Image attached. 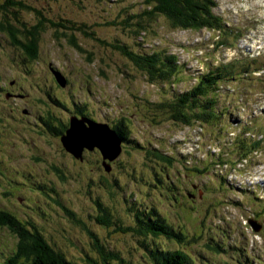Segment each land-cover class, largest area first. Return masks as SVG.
Returning <instances> with one entry per match:
<instances>
[{
    "label": "rangeland",
    "instance_id": "rangeland-1",
    "mask_svg": "<svg viewBox=\"0 0 264 264\" xmlns=\"http://www.w3.org/2000/svg\"><path fill=\"white\" fill-rule=\"evenodd\" d=\"M23 1L65 27L40 29L38 57L32 61L0 37V76L18 82L15 95L0 91V210L32 217L28 219L45 240L72 264L99 260L94 237L123 259L112 264H150L141 236L117 227L133 226V212L151 207L187 242L176 245L157 236L144 240L150 245L180 249L195 264H264V70L253 77L243 73L245 57L256 64L264 61V0H214L212 11L224 26L239 29L238 35L229 33L230 47L216 44L218 32L179 29L161 14L134 32L139 29L136 19L130 21L132 27L121 21L140 12L145 0ZM21 15L28 26L38 18L32 10ZM72 23L81 31H70ZM70 33L80 48L69 43ZM119 42L136 53L175 54L183 72L171 81L149 80L110 46ZM218 64L226 65L229 76L216 97L224 113L219 119L182 126L170 119L166 107L153 106L184 92L196 76ZM51 68L65 76L64 88L53 80ZM83 105L102 122L128 123L129 140L113 160L116 164L106 160L109 172L95 163L98 151L74 158L42 124V111L66 122ZM20 110L30 118L12 120ZM49 124L57 126L55 119ZM257 140L258 148L240 159ZM149 150L175 161L159 163ZM189 183L195 184V197L177 192L191 190ZM105 212L113 225L97 221ZM253 217L263 224L259 232L247 223ZM15 244L12 232L0 226V264Z\"/></svg>",
    "mask_w": 264,
    "mask_h": 264
},
{
    "label": "trees",
    "instance_id": "trees-1",
    "mask_svg": "<svg viewBox=\"0 0 264 264\" xmlns=\"http://www.w3.org/2000/svg\"><path fill=\"white\" fill-rule=\"evenodd\" d=\"M145 6L140 12H132L126 16L121 22L125 26H131L130 21L136 19L139 29H135L134 32L142 31L143 24L153 18V16H164L166 20L170 21L172 25L179 29H211L214 32H218L219 40L216 41L217 45L224 47H230L229 33L234 32L236 35L239 34V29L227 28L224 26V20L215 15L212 9L216 6L214 0H145ZM32 10L35 15H38L35 24L28 26L27 22L22 18L21 13L23 11ZM161 14V15H160ZM0 30L2 34L0 37L4 39L16 50L23 53V57L29 61L35 60L38 57L39 48V34L40 29L45 26L51 27H65L63 23L56 21L49 17L45 13H40L36 8L31 7L23 0H2L0 2ZM73 23L69 29L70 31L76 30L81 31ZM229 29L228 31H225ZM224 32V35L221 33ZM85 35H92L87 31H83ZM4 34H7L4 35ZM69 43L80 48L76 37L73 33L68 35ZM225 39V41H224ZM224 41V42H223ZM11 42V43H10ZM101 44H106L102 39H98ZM110 46L122 53L131 63L136 66L143 75H146L149 80H168L171 81L175 77V73L183 72L181 64L178 63L177 56L171 53H165L162 51L151 50L143 53H136L130 50L123 43H113ZM22 58V54H20ZM89 58V57H88ZM246 62L243 73L245 76L253 77L254 74L264 70V61L260 64H256L255 59L244 58ZM226 65L218 64L214 68L207 69L200 75L195 77L194 84L186 89L184 92L175 94L169 100L158 101L153 103V106L157 109L164 111L166 107L169 112L170 119L179 123L182 126H191L197 122L199 126L207 125V121L211 119H219L218 117L224 114L218 108V99L216 98L218 92H220V83L229 79V76L224 72ZM1 79H4L0 76ZM258 79V78H257ZM256 79V80H257ZM55 81V79L53 78ZM56 83V81H55ZM57 84V83H56ZM12 97V96H11ZM5 99L7 97H4ZM7 101V99H6ZM46 102L43 100V103ZM19 111V110H18ZM20 110L19 117H12L14 121H24L26 118H30L28 115H23ZM45 116H42V124L46 126L47 131L52 135L60 137L64 132V128L67 126L63 117L59 115L47 116L46 111H42ZM56 117H61L56 119ZM55 119L57 126L53 128L49 121ZM61 121L63 127H61ZM3 123V122H1ZM37 123V121H34ZM122 125V120H117L116 123L109 124L116 133L123 139V129L119 128L118 125ZM62 129V130H60ZM258 142L254 141L249 144V151L245 153V156L240 159L247 158L249 153L255 151L258 148ZM238 147L240 143L237 144ZM62 147V146H61ZM64 150V148L62 147ZM245 149H247L245 147ZM243 150V149H242ZM65 151V150H64ZM148 153L153 155L159 163H173L174 158L167 156L164 152H157L156 150H149ZM73 157V156H72ZM75 158V157H74ZM202 168H195L196 171H201ZM54 170H60L55 167ZM56 203L60 204L57 200ZM65 214L70 219H75V215L66 207L62 206ZM104 208H100L103 210ZM157 210L154 207L136 209L133 212L134 224L133 226L121 227L117 229L120 231L132 232L137 236H141L140 240L144 243L146 259L150 264H195V261L191 259V255L180 250L174 249L162 250L159 247L150 245V243L144 240L149 237L163 236L166 239H173L174 241L185 244L187 237L181 231H177L167 223V220L161 215L159 216ZM19 218H24L25 221ZM28 218L30 216L24 215L17 217L15 213H11L7 210H0V226H4L9 229L13 236L16 238V244L11 251V255L6 257L5 264H16L17 261L21 260L23 264H72L61 252L53 248L47 240L43 237L39 229L32 223ZM78 223L80 220L76 219ZM97 221L105 225H113V220L109 218L107 212L104 216L97 218ZM196 238L194 237L193 240ZM94 247L97 250L99 260H91L92 264H112L111 261L114 259H123L113 250H107L105 247L94 237ZM141 242V244H142ZM238 256V261H239Z\"/></svg>",
    "mask_w": 264,
    "mask_h": 264
},
{
    "label": "water",
    "instance_id": "water-1",
    "mask_svg": "<svg viewBox=\"0 0 264 264\" xmlns=\"http://www.w3.org/2000/svg\"><path fill=\"white\" fill-rule=\"evenodd\" d=\"M57 85L65 87L67 80L59 70L51 68L50 70ZM68 124L59 140L64 150L73 157L81 159L84 148L92 150L98 149L102 158V166L106 172H109L110 164L106 160L113 161L120 153L122 147V138L106 122L95 121L85 116L71 115L67 120ZM254 228L255 232L261 231L263 224L254 218L247 221Z\"/></svg>",
    "mask_w": 264,
    "mask_h": 264
},
{
    "label": "flooded vegetation",
    "instance_id": "flooded-vegetation-1",
    "mask_svg": "<svg viewBox=\"0 0 264 264\" xmlns=\"http://www.w3.org/2000/svg\"><path fill=\"white\" fill-rule=\"evenodd\" d=\"M0 20H1V17H0ZM32 25H34V24H32ZM32 25H30V26H32ZM0 32H2V30H0ZM4 35H6L7 36V34H4ZM51 73V72H50ZM4 79H1L0 78V91H6V92H8L10 95H15L17 92L15 91V90H13V88L15 87V86H18V82L17 81H14V80H9V79H5V77H3ZM16 90H18V88L16 89ZM71 115H76V116H78V117H80V116H85V117H87V118H90V119H93V120H95V121H100V122H102L101 120H98L96 117H94L92 114H90L89 112H87V110H86V107L83 105V106H79L76 110H74V111H72L71 113H69L68 114V116H71ZM116 123V121H114L113 122V125ZM108 124H110V123H108ZM127 125H128V123H127V121H124L123 122V124L122 125H118V127L119 128H121V129H123V139H122V143H121V147H122V149L121 150H123L124 148H125V144L127 143V141L129 140V135L127 134V131H126V127H127ZM64 125H63V122L61 121V127H63ZM67 127V126H66ZM65 127V128H66ZM65 128H64V130H65ZM58 138H59V135H58ZM8 139H9V137H8ZM95 151H98L96 148H93ZM94 150H92L91 152H90V150H88V149H86V148H84L83 149V151H82V157H84L85 156V154L88 152V153H90V154H92V153H94L95 151ZM99 152V151H98ZM94 161H95V163L98 165V166H100L101 165V163H102V158H101V156L100 157H95V159H94ZM101 162V163H100ZM105 163H107V161H105ZM113 164H116V160L115 161H113ZM165 178H166V184L164 185V186H168L169 185V183H170V181H171V178H169V175H165ZM167 181H169V182H167ZM189 186H190V188H191V190H189V189H186V188H184V190L183 191H177L180 195L184 192V194H185V196H187V197H195V194H194V191H193V189L195 188V184L194 183H189ZM180 195L179 196H177L176 197V200L178 201L179 200V197H180ZM192 201H194V200H192ZM254 219H256L257 221H259L257 218H255L254 217ZM165 220H168L167 218H165Z\"/></svg>",
    "mask_w": 264,
    "mask_h": 264
},
{
    "label": "crops",
    "instance_id": "crops-1",
    "mask_svg": "<svg viewBox=\"0 0 264 264\" xmlns=\"http://www.w3.org/2000/svg\"><path fill=\"white\" fill-rule=\"evenodd\" d=\"M168 240H169V239H168ZM170 242H172V243L178 245V242L176 243L173 239H170Z\"/></svg>",
    "mask_w": 264,
    "mask_h": 264
},
{
    "label": "bare ground",
    "instance_id": "bare-ground-1",
    "mask_svg": "<svg viewBox=\"0 0 264 264\" xmlns=\"http://www.w3.org/2000/svg\"><path fill=\"white\" fill-rule=\"evenodd\" d=\"M11 43V42H10ZM119 158V157H118ZM256 190V189H255ZM176 242V241H175ZM177 243V242H176Z\"/></svg>",
    "mask_w": 264,
    "mask_h": 264
}]
</instances>
